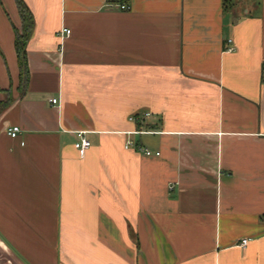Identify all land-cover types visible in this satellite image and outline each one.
I'll use <instances>...</instances> for the list:
<instances>
[{"label":"crops","instance_id":"obj_1","mask_svg":"<svg viewBox=\"0 0 264 264\" xmlns=\"http://www.w3.org/2000/svg\"><path fill=\"white\" fill-rule=\"evenodd\" d=\"M22 1L33 29L20 94V18L0 0V89L14 100L0 115V236L15 253L264 264V0Z\"/></svg>","mask_w":264,"mask_h":264},{"label":"trees","instance_id":"obj_2","mask_svg":"<svg viewBox=\"0 0 264 264\" xmlns=\"http://www.w3.org/2000/svg\"><path fill=\"white\" fill-rule=\"evenodd\" d=\"M115 2L124 3L126 0H111ZM18 15L20 18V28H14V51L17 60L18 67V86L17 90L20 94H23L26 90L28 82V70L26 65V46L31 36L33 29V17L22 0H14ZM123 5V4H122ZM261 79L264 83V65L261 70ZM0 93L7 95V98H3L0 101V115L5 112L13 103V98L10 95V90L0 89Z\"/></svg>","mask_w":264,"mask_h":264},{"label":"built area","instance_id":"obj_3","mask_svg":"<svg viewBox=\"0 0 264 264\" xmlns=\"http://www.w3.org/2000/svg\"><path fill=\"white\" fill-rule=\"evenodd\" d=\"M118 8L120 10H127L128 9V6L126 5H118ZM70 34V31L67 30V29H63L61 32H60V36L61 38H65L67 37L68 35ZM231 41L228 42V46L225 48V52L227 53H230V52H233L234 51V47L230 45ZM49 102L53 105H55L56 103H58V101L56 99H50ZM133 122L134 123H137L139 122L140 120V116L138 117H134L132 118ZM19 128L17 126H12V127H9L7 130H6V135L11 138V139H15L17 137V135L19 134ZM143 132H139V131H136L135 134H142ZM91 144H90V141L85 137V134L84 132H78L76 134V140L74 141L73 143V148L76 150L78 156L80 158H83L87 152V150L90 148ZM137 148V151H139L141 154H143L144 156L146 157H151V156H158V153H152L151 151H149L147 148H143V147H137L135 146V144L127 139L125 144H124V148L127 150V149H131V148ZM248 240L247 239H244L241 241L240 243V246L241 247H244L246 246Z\"/></svg>","mask_w":264,"mask_h":264},{"label":"rangeland","instance_id":"obj_4","mask_svg":"<svg viewBox=\"0 0 264 264\" xmlns=\"http://www.w3.org/2000/svg\"><path fill=\"white\" fill-rule=\"evenodd\" d=\"M4 98L7 95L4 94ZM0 264H27L13 248L0 236Z\"/></svg>","mask_w":264,"mask_h":264}]
</instances>
